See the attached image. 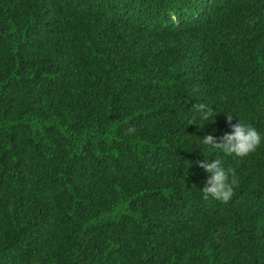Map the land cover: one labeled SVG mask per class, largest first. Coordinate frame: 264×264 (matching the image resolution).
Instances as JSON below:
<instances>
[{"label": "trees", "instance_id": "obj_1", "mask_svg": "<svg viewBox=\"0 0 264 264\" xmlns=\"http://www.w3.org/2000/svg\"><path fill=\"white\" fill-rule=\"evenodd\" d=\"M228 114L264 137V0H0V264H264V140L201 143Z\"/></svg>", "mask_w": 264, "mask_h": 264}, {"label": "clouds", "instance_id": "obj_2", "mask_svg": "<svg viewBox=\"0 0 264 264\" xmlns=\"http://www.w3.org/2000/svg\"><path fill=\"white\" fill-rule=\"evenodd\" d=\"M192 109L199 113L200 118L204 121L213 120L216 116L215 111L203 102L194 104ZM227 120L232 127L230 134L226 133L219 142L217 138L209 134L201 138V143L223 153L225 156L234 155L241 159L255 152L264 140L261 133L251 124H245L240 120L239 123L233 125L231 123L232 115L228 114ZM128 131L131 133L135 129ZM199 167L208 174L207 181L201 188L204 198L211 197L227 203L234 195V188L238 184L234 170H226L223 161L219 158L206 162L201 161Z\"/></svg>", "mask_w": 264, "mask_h": 264}]
</instances>
